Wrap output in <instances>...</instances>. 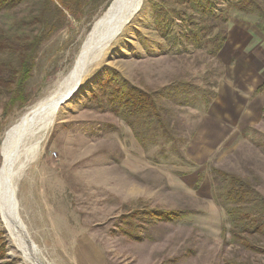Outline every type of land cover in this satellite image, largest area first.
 <instances>
[{"label": "rangeland", "instance_id": "1", "mask_svg": "<svg viewBox=\"0 0 264 264\" xmlns=\"http://www.w3.org/2000/svg\"><path fill=\"white\" fill-rule=\"evenodd\" d=\"M158 1L144 0L86 73L82 92L60 105L57 120L17 182L24 228L52 264H264L262 237L256 251L233 243L224 231L229 228L225 205L215 201L211 179L212 168L226 170L264 197V111L250 113L246 121L241 98H234L232 106L220 103L216 94L210 109L201 93L191 106L164 100L173 111V132L187 139L181 156L161 144L144 149L125 122L90 105L98 83L114 70L153 89L186 79L202 92L215 85L217 91L225 80L218 59L203 45L186 42L181 20L173 23L169 37L160 35L153 11ZM112 2L88 0L80 18L69 15L65 27L43 45L28 82V104L8 114L0 108V166L8 130L61 85ZM229 2L219 0L217 12L236 14ZM27 10L22 7L17 14ZM255 16L264 18V11ZM9 18L1 15L0 23ZM199 175L204 179L197 186ZM154 210L193 212L179 221L150 223L145 213ZM136 212L141 215L126 225ZM0 229L8 260L29 264L9 245L1 219Z\"/></svg>", "mask_w": 264, "mask_h": 264}, {"label": "trees", "instance_id": "2", "mask_svg": "<svg viewBox=\"0 0 264 264\" xmlns=\"http://www.w3.org/2000/svg\"><path fill=\"white\" fill-rule=\"evenodd\" d=\"M218 1L160 0L153 6L157 30L167 38L173 33V23L181 20L186 25L183 34L186 42L203 45L222 63L219 53L227 40L232 15H228L227 10L217 12ZM87 3L88 0H0V16H10L0 23V108L6 114L28 104V82L40 50L65 27L69 15L80 18ZM229 6L245 14L256 15L258 10L264 11L261 0H230ZM22 7H26L27 12L17 14V9ZM221 74L225 75V67ZM214 88L202 92L194 81L180 79L153 89L136 85L114 70L105 73L89 102L91 107L109 111L125 122L144 149L161 144L183 156L180 146L187 139L173 132L170 123L173 111L164 100L191 106L201 93L208 108L218 95L217 86ZM263 89L264 86H260L256 92ZM203 179V175H199L196 185L200 186ZM211 179L215 201L225 205L229 228L224 231L230 232L233 243L259 251L257 241L264 239V197L252 183L226 170L212 168ZM192 212L154 210L146 212L145 217L150 218V223L170 222L179 221ZM140 215L138 212L129 214L125 224H131V219ZM6 245L5 232L0 229V264H13L7 258Z\"/></svg>", "mask_w": 264, "mask_h": 264}, {"label": "bare ground", "instance_id": "3", "mask_svg": "<svg viewBox=\"0 0 264 264\" xmlns=\"http://www.w3.org/2000/svg\"><path fill=\"white\" fill-rule=\"evenodd\" d=\"M143 2L144 0H113L85 41L72 71L61 85L45 101L34 105L14 123L3 139L0 219L8 233L9 245L16 248L29 264L52 262L24 228V222L18 213L17 182L35 158L44 135L57 120L60 105L77 98L82 92V79L86 77V73L102 58L112 40L141 9Z\"/></svg>", "mask_w": 264, "mask_h": 264}, {"label": "crops", "instance_id": "4", "mask_svg": "<svg viewBox=\"0 0 264 264\" xmlns=\"http://www.w3.org/2000/svg\"><path fill=\"white\" fill-rule=\"evenodd\" d=\"M219 59L225 67V80L218 85V101L233 106L234 98H241L242 120L248 121L250 113L261 114L264 89L256 90L264 86V18L240 12L232 15ZM210 112L221 120L218 110L215 113L211 108Z\"/></svg>", "mask_w": 264, "mask_h": 264}, {"label": "water", "instance_id": "5", "mask_svg": "<svg viewBox=\"0 0 264 264\" xmlns=\"http://www.w3.org/2000/svg\"><path fill=\"white\" fill-rule=\"evenodd\" d=\"M62 102H64V101H62Z\"/></svg>", "mask_w": 264, "mask_h": 264}]
</instances>
